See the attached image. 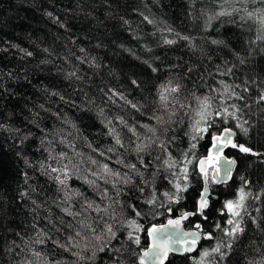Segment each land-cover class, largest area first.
<instances>
[{
  "label": "trees",
  "instance_id": "16d2710c",
  "mask_svg": "<svg viewBox=\"0 0 264 264\" xmlns=\"http://www.w3.org/2000/svg\"><path fill=\"white\" fill-rule=\"evenodd\" d=\"M225 127L212 238L167 264H264V0H0V264H139Z\"/></svg>",
  "mask_w": 264,
  "mask_h": 264
},
{
  "label": "water",
  "instance_id": "95a60500",
  "mask_svg": "<svg viewBox=\"0 0 264 264\" xmlns=\"http://www.w3.org/2000/svg\"><path fill=\"white\" fill-rule=\"evenodd\" d=\"M235 139L236 131L232 127L223 128L219 134L212 138L208 155L198 162V171L202 174L203 187L196 202V210L180 211L177 215L171 216L165 223L151 226L148 229L149 245L140 251L139 264H167L170 256L188 255L190 260H194L201 241L212 238L209 232L202 233L199 222L194 223L191 228H185L183 223L195 215H203L209 207L211 191L207 174L208 157H215L210 174L211 179L217 184L230 182L237 168V162L235 158L227 157L222 151L230 143H235ZM212 197L215 198L216 196L213 195ZM168 214L171 215L170 211Z\"/></svg>",
  "mask_w": 264,
  "mask_h": 264
},
{
  "label": "rangeland",
  "instance_id": "374dc122",
  "mask_svg": "<svg viewBox=\"0 0 264 264\" xmlns=\"http://www.w3.org/2000/svg\"><path fill=\"white\" fill-rule=\"evenodd\" d=\"M209 163H211V161ZM207 174L209 177L210 171H207ZM242 202L243 200L239 197L236 199L235 203L227 204L226 209L229 210V212L231 213V217H230V220L232 219L231 221H234V218L239 214V211L242 208Z\"/></svg>",
  "mask_w": 264,
  "mask_h": 264
},
{
  "label": "flooded vegetation",
  "instance_id": "af4514ba",
  "mask_svg": "<svg viewBox=\"0 0 264 264\" xmlns=\"http://www.w3.org/2000/svg\"><path fill=\"white\" fill-rule=\"evenodd\" d=\"M235 143H230L226 148H225V150L224 151H222V153L223 154H225L226 155V152H227V150H229V149H231V148H233L235 145H234ZM211 161V163H209ZM214 161H215V157H212V156H210V157H208V171H210V174H211V172H212V169H213V163H214ZM209 178L211 179V176L209 175ZM218 178H219V176L216 178L217 180H218ZM232 178H233V176H232ZM232 178H231V180H232ZM230 180V181H231ZM211 181L213 182V184L215 185V186H222V185H224V184H226V183H220V184H217L215 181H213L212 179H211ZM220 181V180H219ZM211 191V190H210ZM214 194H212L211 193V196H213ZM216 196V195H215ZM211 198V197H210ZM216 198V197H215ZM202 216V215H201ZM204 218V217H203ZM196 223V222H195ZM203 233V232H202Z\"/></svg>",
  "mask_w": 264,
  "mask_h": 264
}]
</instances>
